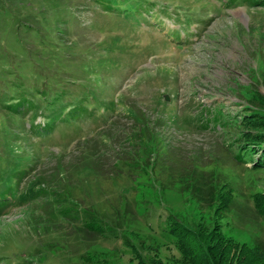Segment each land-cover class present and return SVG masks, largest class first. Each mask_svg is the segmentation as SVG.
<instances>
[{"label": "rangeland", "instance_id": "rangeland-1", "mask_svg": "<svg viewBox=\"0 0 264 264\" xmlns=\"http://www.w3.org/2000/svg\"><path fill=\"white\" fill-rule=\"evenodd\" d=\"M156 1L162 9L125 14L106 11L95 0H0L2 51L16 48L21 37L30 49L29 59L36 61L42 55L37 43L41 38L23 32L18 23L38 22L31 17L44 10L48 24L42 39L50 35L61 44L62 60L72 74L64 73L59 63L36 64L37 70L66 80L69 94H93L84 102L92 115L59 122L51 133L30 137L26 128L32 113L19 119L4 111L3 102L17 89L3 82L0 171L20 166L19 159H11L15 147L20 159L31 160L21 162L29 177L40 174L53 196L64 179L76 199L95 205L104 225L89 230L79 220H56L43 196L41 204L28 209L19 201L0 215V257L30 247L47 256L46 264H187L189 257L202 256L196 234L212 236L217 231L219 240L225 237L234 246L264 245V167L257 166L264 151L242 155L214 110L218 106L225 113L243 114L251 91L264 93V6L247 1L230 7L220 0ZM8 55L12 67L20 70L22 58ZM20 80L25 83L21 90L29 93L32 79ZM38 86L56 88L55 83ZM32 94L41 108L33 121L44 126L59 107L45 111L44 101L36 91ZM74 96L62 97L61 103L74 102ZM121 99L145 111L144 121L164 125L171 169L158 166L152 177L124 160L131 148L128 138L142 124L131 117L130 109H123ZM203 105L212 112L206 115ZM163 111L170 117L159 121ZM202 119L206 128L194 124ZM104 129L112 131L107 141L100 134ZM135 135L133 141L139 139ZM87 138L92 140L88 145ZM250 146L256 149L257 144ZM126 185L133 186L127 194L122 189ZM230 249L233 254V246Z\"/></svg>", "mask_w": 264, "mask_h": 264}, {"label": "trees", "instance_id": "trees-1", "mask_svg": "<svg viewBox=\"0 0 264 264\" xmlns=\"http://www.w3.org/2000/svg\"><path fill=\"white\" fill-rule=\"evenodd\" d=\"M95 1L101 5H104V9L106 11L111 12L120 10L125 14H142L143 12H152L156 11V9H162L161 5L157 4L156 0ZM238 1H247L250 4L264 6V0H220L221 3H226L225 7H230ZM31 18H34L38 22L31 23L30 21H21L18 23V25L23 28V32H30L34 36L41 38V40L37 43L40 44V49L38 50L42 55H37L36 61L29 59L30 49L25 46L21 37L17 38V46L16 48H13V50L10 49V52H13L16 57L22 58L18 62V65L20 66V70H18L16 67H12L13 64L8 59V53L10 52L5 54L2 51L3 41L0 39V85L4 86L2 84L5 82L7 85H9V87L17 89L16 93L12 94V98L3 102L2 108L4 111L12 115V117H19V119L24 118L28 113H32V121L30 126L26 128V133L30 137H33L35 135L43 136L44 134L51 133L53 127L59 122L65 123L78 121L92 115L90 112L91 110H88V105H86L84 102L87 101L86 99L89 97V95L91 97L93 94H89L86 90L69 94L68 91L71 90L69 89L70 84L65 83L67 82L66 80H58L59 77L56 76V74H45V71L40 72L37 70L36 64H38L40 67H43L46 65V63H50L51 65L53 63H59V68L61 66L64 67V73L72 74L70 70L71 68L68 65L66 66V63H64L62 60L63 58L61 57L60 52L61 44L58 42H52L53 38L50 37V35H47L48 39H42V31H45V26L48 24L47 12L42 10ZM187 19L190 18L187 17ZM40 22L41 24H39ZM185 22L188 21L185 20ZM61 31L62 28H60V32ZM183 31L187 32L186 29ZM59 37V42H61V36ZM46 57H49L50 62H47ZM88 68H90V66ZM60 72L61 71H59L58 74L61 77L62 72ZM27 76L33 81L31 85L27 86L26 88L30 91L29 93L21 90L25 87V83H23V81L20 79H24ZM40 82L45 85L49 83L53 85L55 83L56 88L49 89L45 88V86L40 88L38 86V83ZM73 83L77 84L75 81ZM60 84L61 88L59 87ZM57 86L59 88H57ZM34 91H36L37 96L44 101L45 111L47 109H56L59 107L58 112H53L50 118H47L44 126L33 121V119L38 114H40L39 111L41 110V108L36 105V100L32 94ZM251 93L252 97L246 98L249 106L242 108V110L246 109L243 114H232L230 112L225 113L222 108L218 106H216L215 109L213 108L217 112V116H215L216 121H218L221 126L226 128V132H231L235 143L238 144L241 150L242 155H245L246 153H255L259 149L264 151V93L258 89H253ZM71 95H75L74 97H76L74 102H68V104L61 103L62 97L67 98L71 97ZM0 97L3 98L4 96ZM122 100L123 99H121L119 102L123 104V109H130L128 112L131 117L133 116L142 124L138 126V128H135V133L137 136L135 133L129 136L128 143H130L131 148L128 150V153L125 151V153H127V157L124 160H126L130 168L132 167L134 170H138V168L144 169L146 172H149L152 177H154L156 170H158V166H164L165 168H168L169 166L171 169V165L168 163L165 155L169 144H167V140L164 139V134L162 133V128L164 125L161 124L160 126H155V124L149 120L144 121V119L147 118V113L145 111L135 108L134 106H129ZM203 107L204 111H206V115L212 112L207 105H203ZM67 110L68 112H65ZM45 111L42 113L45 114ZM249 112L251 113L249 114ZM159 116L160 117H158V120L163 121V119H165L164 117H170V113L163 111V113H159ZM203 121L205 120L202 119V121H196L194 124L197 127L206 128L208 124H203ZM260 128L262 129L253 132V130H258ZM111 129L108 130L110 133L107 131L104 132L105 129L100 132L102 137H106V141L111 138ZM134 135L139 139L133 141ZM90 141L92 140L87 138L85 142L88 145ZM252 143L257 144L256 149H250V145ZM117 148L118 147L115 148L116 151ZM14 149H11L13 152V158L11 159H14L15 157V159H19L20 166L11 164L10 171H0V215L3 214L2 212L4 209L19 201L25 202L27 204V209L31 208L34 203L39 205L41 204L40 197L43 196V198L46 199V202L51 205V207H49V215L51 217H56V220L72 222H77L79 220L82 223V227H86L89 230H100L103 228V221L97 214L94 204L92 205L87 203L85 205V203H82L76 199V197H74L73 194L68 191V188L64 187V179L61 180V187L63 188L53 196L52 193L54 191H50V189L47 188L46 183L41 181L40 174L36 175L35 172L33 176L29 177V170L27 167H21V162L27 159L24 156H22L20 159V156H18L19 150ZM28 162V164H30L31 160ZM257 166L264 167V160H260ZM24 179L29 180L23 184ZM158 181L160 182L161 180L158 179ZM132 188L133 186L126 185L123 186L122 189L127 194L132 191ZM214 188V186H211V191L215 192ZM31 194L33 195L31 196ZM39 216L40 218L43 217L42 215ZM44 219L45 217H43V220ZM44 221H46V219ZM219 234L220 233L218 231L212 236H206V234L197 233L195 237L200 243L199 245L202 251V256L199 260H192L193 258L189 257V262L187 264H264V245L256 244L254 246L255 248L247 247L245 244H236V246H234L233 244H230L231 240L227 241L225 240V237L224 239L219 240L217 237ZM174 235L177 238L179 237L181 240L180 234ZM221 237L223 238V236ZM231 246H233V254H231ZM213 247L216 249L213 250ZM186 253L188 254V251H186ZM29 257H31V260H29ZM0 259H2V261L0 260V264H28L29 262L30 264H46L48 261L47 256L41 257L39 252L37 254H35V251L31 252L30 247L20 249L14 252L12 256L9 254L5 256L3 255L0 257ZM137 259L139 260V258ZM160 261L162 260L160 259Z\"/></svg>", "mask_w": 264, "mask_h": 264}, {"label": "water", "instance_id": "water-1", "mask_svg": "<svg viewBox=\"0 0 264 264\" xmlns=\"http://www.w3.org/2000/svg\"><path fill=\"white\" fill-rule=\"evenodd\" d=\"M166 99H167V100L169 99L167 95H166Z\"/></svg>", "mask_w": 264, "mask_h": 264}]
</instances>
